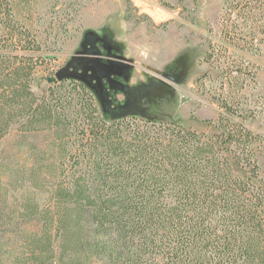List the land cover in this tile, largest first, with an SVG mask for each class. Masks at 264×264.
Listing matches in <instances>:
<instances>
[{
    "label": "trees",
    "instance_id": "1",
    "mask_svg": "<svg viewBox=\"0 0 264 264\" xmlns=\"http://www.w3.org/2000/svg\"><path fill=\"white\" fill-rule=\"evenodd\" d=\"M218 1V40L254 49L264 0ZM33 37L10 28L0 0V140L14 124L51 134L31 165L0 179V228L38 226L21 230L22 264H264V137L230 94L240 64L222 68L217 44L205 54L222 73L220 93L209 90L221 111L206 120L208 134L173 121L107 120L72 77H51L39 97L34 75L50 62ZM25 184L11 201L8 189Z\"/></svg>",
    "mask_w": 264,
    "mask_h": 264
},
{
    "label": "rangeland",
    "instance_id": "2",
    "mask_svg": "<svg viewBox=\"0 0 264 264\" xmlns=\"http://www.w3.org/2000/svg\"><path fill=\"white\" fill-rule=\"evenodd\" d=\"M6 2L10 28L28 30L39 42L38 58L50 62L34 75L31 88L39 97L46 95L50 78L69 66L66 76L87 85L107 120L173 121L210 134L214 128L206 120L217 119L221 108L209 90L220 93L222 73L204 57L217 44L222 68L240 64L230 94L248 109L245 124L264 137V35L251 50L221 43L218 0ZM50 139L49 132H23L12 125L0 140L1 183L6 185L10 170L31 165L36 150ZM258 153L264 165V153ZM26 187L9 188L7 195L20 199ZM36 228L34 221L0 228V264H22L21 230Z\"/></svg>",
    "mask_w": 264,
    "mask_h": 264
},
{
    "label": "water",
    "instance_id": "3",
    "mask_svg": "<svg viewBox=\"0 0 264 264\" xmlns=\"http://www.w3.org/2000/svg\"><path fill=\"white\" fill-rule=\"evenodd\" d=\"M68 68H69V66H66L65 70H63L62 72H60V73H58V74L56 75V78H57L58 80H61L62 78L67 77V76H66V70H67Z\"/></svg>",
    "mask_w": 264,
    "mask_h": 264
}]
</instances>
